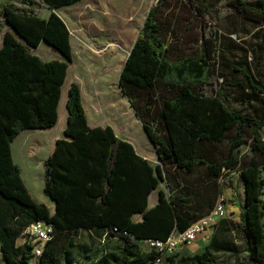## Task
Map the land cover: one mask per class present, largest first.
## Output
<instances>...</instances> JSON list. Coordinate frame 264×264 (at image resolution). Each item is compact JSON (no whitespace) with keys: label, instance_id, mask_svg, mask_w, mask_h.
Wrapping results in <instances>:
<instances>
[{"label":"trees","instance_id":"16d2710c","mask_svg":"<svg viewBox=\"0 0 264 264\" xmlns=\"http://www.w3.org/2000/svg\"><path fill=\"white\" fill-rule=\"evenodd\" d=\"M79 1L0 4V264H154L159 253L141 251L140 242L166 240L209 214L229 174L244 181L240 220L223 218L202 251L166 255L160 263L230 264L221 256L245 254L241 264H264V82L245 63L235 65L242 80L224 83L220 33L206 21L222 8L234 11L260 27L264 52V0H158L151 6L119 80L156 146L158 163L141 156L112 126H90L80 86H70L65 137L44 161V191L56 203L52 213L31 195L11 145L24 129L58 121L73 61L71 32L56 12L43 17L40 10ZM177 7L201 21L200 49L189 54L179 55L171 41L183 31L177 17H168ZM43 40L64 59L34 53ZM227 84L236 87V102L258 104V111L239 108ZM154 190L158 202L149 207ZM135 214L142 219L134 220ZM40 220L52 224L53 236L33 262L32 244L17 241Z\"/></svg>","mask_w":264,"mask_h":264},{"label":"rangeland","instance_id":"374dc122","mask_svg":"<svg viewBox=\"0 0 264 264\" xmlns=\"http://www.w3.org/2000/svg\"><path fill=\"white\" fill-rule=\"evenodd\" d=\"M6 0H0V4ZM23 1V0H18ZM158 0H83L69 8L67 11H60L61 15L65 18L72 31V38L75 43V64L77 67L76 72L85 84H87L86 98L91 99L90 88L93 87L91 83L98 85L102 91L101 100L105 101L104 105H112L115 110L130 112L129 104L124 100L120 92L119 77L122 67L128 57L133 44L135 43L138 33L143 26L144 20L151 8V6ZM179 3L182 0H177ZM176 0L173 4H179ZM225 3V0L221 2ZM45 8H41L40 14L43 16L47 13ZM169 18L177 17L182 22V29L179 37L172 34L171 41L178 45V54H189L199 48L201 42L198 40L201 35V21L199 19H192L190 13L186 8L177 7L176 10L170 12ZM213 26L217 27L221 39V56L219 63V71L221 79L224 83L226 80L236 81L244 78L240 71L235 69V65L243 66L249 63L255 73L260 71L262 80L264 82V52L262 51L263 38L261 35L260 27L248 23L243 20L234 11H229L222 8L214 17H207ZM9 27L5 28V31ZM4 33L0 37V45L3 42ZM47 44L41 43L38 47L37 54L43 59L47 57H63L61 52H52L47 48ZM44 56H46L44 58ZM52 59V58H51ZM49 60V59H45ZM70 70V75H71ZM224 76H223V75ZM232 92V99L236 102L238 93L236 87L229 84L225 86ZM69 88L68 82L63 89V96L68 95ZM94 97V96H92ZM96 98V97H94ZM127 103V104H126ZM126 104V106H125ZM236 105L249 113L258 111V104L252 105L236 102ZM109 107V106H108ZM102 109V108H101ZM103 110L105 108L103 107ZM132 114V113H131ZM105 115H110V118L115 117V113H110V110H105ZM135 121V120H134ZM131 120H129L130 124ZM134 134L136 135V145L139 149H143L150 157L153 158L155 163L157 160L156 150L149 142L145 132L141 128L134 126ZM262 137L264 140V129L262 130ZM51 146L47 144V148H42L41 155L50 152ZM248 148L243 147L242 151L245 152ZM36 162H40L37 160ZM43 170L44 166L41 164ZM45 171V170H44ZM222 191L227 199V217L232 213L231 219L233 221L240 220V200H233V197L228 196V188L237 187L241 188L240 179L238 175H225L221 179ZM164 186V185H163ZM157 198V193L152 196V199ZM135 219V218H134ZM213 233V232H212ZM210 236L200 237L197 240L180 247L177 250L178 254H194L200 252L209 243ZM23 236V235H22ZM200 242L201 248L195 252L191 250L193 245ZM96 247H102L100 241L95 242ZM140 249L148 253L150 248L146 242H140ZM1 256V251H0ZM245 254L241 255L239 259L230 255H222L221 260H228L230 264H241L244 261ZM162 263V262H161ZM159 263V264H161Z\"/></svg>","mask_w":264,"mask_h":264},{"label":"crops","instance_id":"0c3cea01","mask_svg":"<svg viewBox=\"0 0 264 264\" xmlns=\"http://www.w3.org/2000/svg\"><path fill=\"white\" fill-rule=\"evenodd\" d=\"M81 1H83V0H81ZM81 1H79L77 3H80ZM77 3H75V4H77ZM75 4H72L69 6H64V7L58 8V9L45 8L47 13L45 15H43V17H49L52 12H56L66 22V24H67V26L71 32V44H72V48H73V61L68 68V74H67L66 81L64 82V84L62 86V94H63V89L66 86L67 82H68V88H70V86L73 83H77L81 89L82 102H83V105H84V108L86 111V115H87L89 125L92 127L107 126V125L112 126L114 128L116 134L120 138L127 139L130 142H132L133 145L135 146L136 151L141 156L149 159L153 163L154 162L153 158L150 157V155H148L146 152H144L143 149L142 150L139 149L136 145V141H135L136 135L134 134L133 128H134V126L141 128L142 131L145 132V135L147 136L149 142L153 145V147L156 150V155H157L158 161H156L155 163H158L159 157H158V152H157L156 146L150 140V138H149L148 134L146 133L145 128L142 124V121L138 118L136 112L134 111L133 107L130 105L129 100L127 99L126 95L122 91L121 87H120V92L122 93L124 100H126L127 103L129 104L130 112H128L127 110H123V111L115 110V108L112 105H106V107H105V105H104L105 101H103L99 98L102 94V91L100 90V87L98 85L93 84V82L91 83V85H93V87L90 88L91 99L88 100L86 98L87 94H89V90H87V86H86L87 84H85V82L81 78H79L80 77L79 71L76 72L77 67H74V64H75V57H74L75 43H74L73 38H72V31H71L69 24L67 23L65 18L60 13V11H67V8H69ZM42 42L44 44L46 43L48 46L47 48L51 49L53 53L58 51L53 45L49 44L46 40H43ZM38 47L32 48V51L36 54H37ZM45 57L46 56H44V58ZM51 58L52 59H64L63 57H59V56L47 57L45 59L52 60ZM122 69H123V67H122ZM70 70L72 71L71 75H70ZM121 72H122V70H121ZM119 79H120V77H119ZM118 85H120V80H119ZM68 96H69V92H68V95H66L65 97L63 95H61V99H60V103H59V107H58L59 116H58V121H57L56 125L49 127V128L24 129L23 131H21L17 135V137L14 139V141L12 142V145H11L13 158L21 169L23 179H24L31 195L33 196V198L37 202L47 204L52 213H54L56 210V203L44 191V185H45V171L44 170L45 169L43 170V168L39 167V166H41V164L44 166V161L54 151V149L56 147L57 140L65 137V129L68 125V116H69V111L67 108ZM92 96H94L96 98H94ZM126 104H125V106H126ZM103 107L105 108V110H110V113H115L116 116L115 117L113 116V118H110V115H105V110H103ZM129 120H131L130 124L128 123ZM47 144H50V146H51L50 152L46 151V154H43V155H41V158L40 157L38 158L37 155L39 153L41 154L42 148H45V150H46ZM37 160H39L40 162H36ZM231 175H235V174H231ZM240 183H241V188L239 189V196L233 197V189L232 188H228L227 190H229L228 196L233 197V200L238 199V197H241V198H239V200L241 202L244 198V181H243V179L240 180ZM155 193H157L156 190H154L149 196V200H148L149 207L155 206L158 202V194H157V198L152 199V196ZM240 214H241V209H240ZM231 216H233L232 213L229 215L228 218L231 219ZM133 218H135L134 220H136V221H139L142 219L140 214H135ZM17 243L23 244L24 238L20 237L18 239ZM198 248H201L200 242L193 245L191 250L193 252H195ZM0 251H1V248H0Z\"/></svg>","mask_w":264,"mask_h":264},{"label":"built area","instance_id":"2783aa9c","mask_svg":"<svg viewBox=\"0 0 264 264\" xmlns=\"http://www.w3.org/2000/svg\"><path fill=\"white\" fill-rule=\"evenodd\" d=\"M227 203V197L224 194H220L213 210L200 220L194 222L186 230L173 231L166 240H146L149 248L159 253V257L154 264L160 263L166 255L177 253L180 247L192 243L200 237H209L219 221L227 217ZM52 236L53 226L45 220L33 222L24 231L22 236L24 242H29L33 246V262L42 255L46 243Z\"/></svg>","mask_w":264,"mask_h":264},{"label":"water","instance_id":"95a60500","mask_svg":"<svg viewBox=\"0 0 264 264\" xmlns=\"http://www.w3.org/2000/svg\"><path fill=\"white\" fill-rule=\"evenodd\" d=\"M132 50V49H131ZM131 50H130V52H129V54L131 53ZM120 87H121V85H120ZM159 157V156H158Z\"/></svg>","mask_w":264,"mask_h":264}]
</instances>
